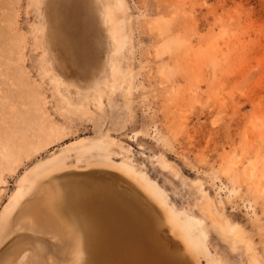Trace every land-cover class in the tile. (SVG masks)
I'll return each mask as SVG.
<instances>
[{
    "label": "rangeland",
    "instance_id": "374dc122",
    "mask_svg": "<svg viewBox=\"0 0 264 264\" xmlns=\"http://www.w3.org/2000/svg\"><path fill=\"white\" fill-rule=\"evenodd\" d=\"M89 169L186 248L138 177L193 264H264V0H0V264L80 263L31 203Z\"/></svg>",
    "mask_w": 264,
    "mask_h": 264
},
{
    "label": "water",
    "instance_id": "95a60500",
    "mask_svg": "<svg viewBox=\"0 0 264 264\" xmlns=\"http://www.w3.org/2000/svg\"><path fill=\"white\" fill-rule=\"evenodd\" d=\"M67 180L70 181L67 185L73 193L72 197L76 195L74 198H78L84 193L91 203L103 207L104 218H111L110 223H96L94 233L102 245L112 246L109 253L113 254L117 264L152 263V257H146L147 261L138 249H131L135 248V244L129 245L134 233L143 236L150 245L151 253H158L155 257L158 262L160 259V264L163 260L169 264H193L186 248L162 227L165 221L162 211L130 181L105 169L73 172L68 174ZM87 205L90 203L87 202ZM125 220L127 226L121 224ZM109 242L111 245H108ZM91 256L88 254V257Z\"/></svg>",
    "mask_w": 264,
    "mask_h": 264
},
{
    "label": "bare ground",
    "instance_id": "6f19581e",
    "mask_svg": "<svg viewBox=\"0 0 264 264\" xmlns=\"http://www.w3.org/2000/svg\"><path fill=\"white\" fill-rule=\"evenodd\" d=\"M12 169V168H11ZM122 170V169H120ZM125 174L130 177L133 181H135L140 188H142L144 191L149 193L154 197V200L158 203L162 209H164L166 219L169 222L172 231L180 237V239L183 241V243L186 246L187 252L192 253L196 258L197 255L194 252V248L189 241V239L184 235L182 229L177 224V222L174 219V215L172 212L165 207L160 200H158L152 192L149 191L148 187L136 176L125 172ZM68 183H70L69 180L66 182H62L61 184L57 183L54 186V191L50 192V186H47L45 188L41 189V194L36 196V200L31 203V206L33 209L31 211L36 214V216L46 222H50V207L54 210V212L57 214V217L64 220H66V224H62V229H70L73 234L78 235V239L80 242V253L82 255V258L80 260L79 264H117L115 260L113 259V254L109 253L112 246L106 247L102 245L101 241H98L97 237H95V225L104 223V222H111V218H104L103 217V207L93 204V202H90V198H88L86 195L78 196L74 195L71 196L73 193H71L70 188L68 187ZM75 187V186H74ZM149 195V196H150ZM81 197V198H80ZM87 202L90 203V205H87ZM63 217V218H62ZM109 221H108V220ZM129 220V219H128ZM124 223H121L125 225L127 220L123 221ZM128 224V223H127ZM127 226V225H125ZM135 236H132L130 239L131 243L129 244L130 247L132 244L133 247L131 248L133 250L138 249L139 253L143 255L145 260H147L146 257L151 258L152 257V263L148 261L150 264H160L156 259L155 255H158V253H151L150 245L147 244V241L143 239L142 235H139L138 233H134ZM2 239L0 237V243ZM108 245H111L109 242ZM106 252H108L106 254ZM88 254L92 255L91 257H88ZM111 254V255H110ZM153 255V256H152ZM159 258V256H158ZM197 263L200 264V262L197 259ZM163 264H169L165 260H163Z\"/></svg>",
    "mask_w": 264,
    "mask_h": 264
}]
</instances>
